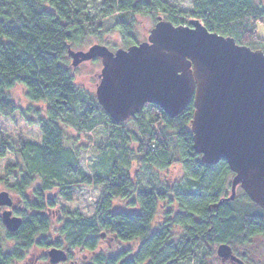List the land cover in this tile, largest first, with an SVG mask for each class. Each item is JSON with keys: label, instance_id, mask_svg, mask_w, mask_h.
I'll return each mask as SVG.
<instances>
[{"label": "trees", "instance_id": "16d2710c", "mask_svg": "<svg viewBox=\"0 0 264 264\" xmlns=\"http://www.w3.org/2000/svg\"><path fill=\"white\" fill-rule=\"evenodd\" d=\"M191 3V17L208 31L264 53L256 28L264 23L262 0ZM97 12L100 19L147 13L156 23L160 12L174 26L191 21L160 0H102ZM100 26L74 0H0V118L19 112L41 135L39 144L18 148L0 139V160L13 159L3 166L0 183L11 193L12 214L21 219L18 230L8 232L0 218V264H28L37 255V264H48L51 248L65 251L68 260L83 253L88 258L84 264H207L221 244L246 245L264 236V211L243 191L215 208L230 194L226 179L232 173L226 162L207 166L193 151L192 103L176 118L148 105L134 118L115 123L94 94L75 85L67 48L83 47L87 31L103 43ZM131 30L120 29L127 48L137 44ZM17 86L30 102L26 109L12 98ZM38 104L45 110L35 108ZM100 126L108 132L95 151L101 152L98 162L104 173L90 175L80 165L86 147L78 146L67 129L85 134ZM134 163L146 170L180 164L188 183L177 189L158 181L142 189L136 174H130ZM84 187L100 188L91 216L58 202L70 203ZM175 230L181 231L178 237ZM106 240L135 248L107 253L102 249Z\"/></svg>", "mask_w": 264, "mask_h": 264}, {"label": "water", "instance_id": "95a60500", "mask_svg": "<svg viewBox=\"0 0 264 264\" xmlns=\"http://www.w3.org/2000/svg\"><path fill=\"white\" fill-rule=\"evenodd\" d=\"M67 56L71 68L100 60L95 97L115 123L134 118L146 105L176 118L192 103L193 151L207 166L226 162L233 175L229 196L215 208L233 201L239 188L264 211L263 51L210 32L196 19L174 26L158 17L144 42L115 51L100 44L86 51L68 46ZM12 207L13 199L0 192V218L8 232L21 225ZM46 256L49 264L68 260L56 248ZM216 256L222 262L237 260L226 244L217 247Z\"/></svg>", "mask_w": 264, "mask_h": 264}, {"label": "rangeland", "instance_id": "374dc122", "mask_svg": "<svg viewBox=\"0 0 264 264\" xmlns=\"http://www.w3.org/2000/svg\"><path fill=\"white\" fill-rule=\"evenodd\" d=\"M78 5H82L87 13L95 18L96 21L101 25L98 34L101 36L98 37L103 43H99L97 38L94 35H90V32L87 31V38L83 43V47L75 48V51H86L91 45L100 44L106 46L110 51H115L116 49L122 48L126 49L127 44L124 41V38L121 34L120 29L124 27H132L131 33L134 35L136 42L139 44L147 40L150 30L154 27L155 22L151 15L147 13L140 14H129V13H114L109 17L100 19L97 12V6L100 5L102 0H74ZM164 3H167L173 6L178 10L179 13L184 14L183 16L187 20H194L191 17L192 12V3L191 0H160ZM263 5H264V0ZM158 17L165 19V15L157 12ZM257 35L259 38L264 40V23L259 22L256 26ZM69 59V64H70ZM101 69L100 60H93L87 63L81 64L77 68H72V75L75 85L91 94L95 95V85L96 79L95 75ZM12 98L16 101L17 105L21 109H26L30 102L27 101L25 97V91L21 87H16L11 91ZM35 108L40 110H45L43 105H35ZM128 130L131 132L134 130L133 125L130 122L125 124ZM67 132L77 139L78 146H84L86 149L81 150L80 152V165L83 170L93 175L95 173L101 174L104 173V169L99 165L98 158L101 157V152L98 155L95 154L96 147L99 146L102 140L108 136L106 129L100 126L96 128L91 133L76 134L72 129H67ZM4 139L11 143L15 148H18L21 144H39L41 140V135L39 129L36 126H29L26 124L19 114L15 113L11 118H0V139ZM136 145H131L135 147ZM13 162L11 157L0 160V175L2 176V168L8 163ZM130 174L135 176L136 181L141 184L142 189H149L152 185L158 181L168 185L175 186L177 189L185 186L188 182L184 177L183 171L180 164H171L167 165L165 168L160 169L158 167H152L150 170H146L145 167H139L138 164L134 163L131 165ZM233 175H230L226 179V188L231 183ZM5 191L10 195V191L5 188L3 183H0V192ZM100 188L94 187H84L77 190L74 193L73 200L68 203L61 198L58 199V202L61 206L68 208L72 212H79L85 216H91L94 213L95 206L98 201ZM241 190L237 188L236 194L238 195ZM117 209H124L123 206L116 204ZM164 209V208H163ZM161 209L157 215L156 220L158 222L162 221V211ZM3 208H0V214L3 211ZM176 237L181 234L180 230H175ZM239 250H243L247 253V258L252 264H264V236H257L250 240L246 245H235ZM126 248H135L134 244H117L112 241H105L102 244V249L107 253H115L121 249ZM216 249L214 250V255L211 259L206 260L207 264H224L216 256ZM37 257H32L28 264H37L39 261ZM88 258L83 255V253H75L71 260H67L65 263L61 264H84ZM70 261V262H69ZM48 263V262H47ZM27 264V263H21ZM49 264V263H48ZM186 264H195L194 260L189 261Z\"/></svg>", "mask_w": 264, "mask_h": 264}, {"label": "flooded vegetation", "instance_id": "af4514ba", "mask_svg": "<svg viewBox=\"0 0 264 264\" xmlns=\"http://www.w3.org/2000/svg\"><path fill=\"white\" fill-rule=\"evenodd\" d=\"M98 60V59H96ZM98 74V73H97ZM96 74V75H97ZM146 105L145 107H147ZM229 246V245H228ZM218 247V246H217ZM232 249V254L237 260L232 261H225L224 264H252L249 259L247 258V253L243 250H239V248H236L235 245L230 246ZM222 262V261H221Z\"/></svg>", "mask_w": 264, "mask_h": 264}, {"label": "bare ground", "instance_id": "6f19581e", "mask_svg": "<svg viewBox=\"0 0 264 264\" xmlns=\"http://www.w3.org/2000/svg\"><path fill=\"white\" fill-rule=\"evenodd\" d=\"M138 44V43H137Z\"/></svg>", "mask_w": 264, "mask_h": 264}]
</instances>
